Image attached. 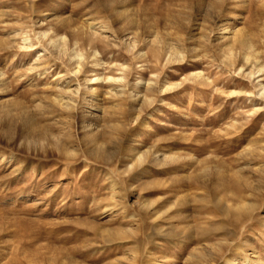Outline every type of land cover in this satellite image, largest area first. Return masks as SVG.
<instances>
[{
  "label": "rangeland",
  "instance_id": "1",
  "mask_svg": "<svg viewBox=\"0 0 264 264\" xmlns=\"http://www.w3.org/2000/svg\"><path fill=\"white\" fill-rule=\"evenodd\" d=\"M0 264H264V0H0Z\"/></svg>",
  "mask_w": 264,
  "mask_h": 264
},
{
  "label": "bare ground",
  "instance_id": "2",
  "mask_svg": "<svg viewBox=\"0 0 264 264\" xmlns=\"http://www.w3.org/2000/svg\"><path fill=\"white\" fill-rule=\"evenodd\" d=\"M68 45V43L67 42H64V46H67ZM261 72V71H260ZM110 79V78H109ZM97 81H99V79H96ZM111 80H114V79H112L111 78ZM115 81V80H114ZM117 81V80H116Z\"/></svg>",
  "mask_w": 264,
  "mask_h": 264
}]
</instances>
